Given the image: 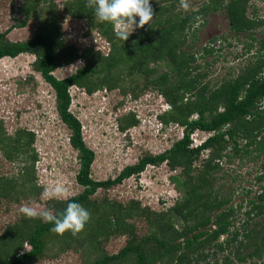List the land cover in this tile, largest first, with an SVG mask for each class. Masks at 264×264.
<instances>
[{
    "label": "trees",
    "instance_id": "16d2710c",
    "mask_svg": "<svg viewBox=\"0 0 264 264\" xmlns=\"http://www.w3.org/2000/svg\"><path fill=\"white\" fill-rule=\"evenodd\" d=\"M165 1L158 5L150 0L153 21L124 41L115 36L111 23L95 20L85 0H67L64 12L73 18H87L90 27L110 43L107 54L93 48L81 51L66 44L57 0L22 2L18 25L25 27L30 19L38 22L28 39L11 41L6 39L7 31L0 32V59L22 53L36 56L33 68L53 88L58 115L69 128L71 145L78 151L76 180L83 190L67 199L52 200L49 207L59 215L68 202L74 201L91 217L85 228L73 236L71 232L55 234L50 231L53 224L23 216L0 234V264H33L50 255L51 244L57 246L56 253L68 249L81 252L84 261L80 264H226L233 259L245 262L249 257H263L264 218L251 223L264 214V188L248 198L247 217L239 229L235 219L243 202L231 204L232 195L223 193L215 174L222 159L230 156V144L238 149V139L255 146V150H264V37L237 76L215 83L206 80L208 71L196 64L197 57L186 50V44L190 29L201 15L225 8L231 28L237 33L250 31L253 40L257 38L252 30L264 26V18L256 12L248 14L249 0H206L189 12L176 11L179 0ZM204 50L212 51L209 46ZM78 60H83V65L74 73L63 78L54 74L59 67ZM74 85L89 94L102 88H118L124 94L133 92L134 97H138L139 90L157 89L170 106L159 115L161 122L181 125L183 136L161 153L144 154L115 177L95 179L92 166L96 153L86 143L82 122L71 110L70 88ZM138 123L135 114L126 115L120 118L119 127L125 131ZM196 130L209 136L194 145L192 134ZM35 140V132L27 128L8 134L0 118V151L21 165L17 176H0V201L37 198L41 194ZM164 163L176 172L171 181L180 197L162 211L136 198L127 202L106 195L92 198L99 189L108 190L140 175L149 165ZM136 219L147 224L144 235L138 232ZM115 236H126V244L118 252L109 253L106 244ZM223 236L226 237L220 240ZM231 246L234 250L225 253Z\"/></svg>",
    "mask_w": 264,
    "mask_h": 264
},
{
    "label": "rangeland",
    "instance_id": "374dc122",
    "mask_svg": "<svg viewBox=\"0 0 264 264\" xmlns=\"http://www.w3.org/2000/svg\"><path fill=\"white\" fill-rule=\"evenodd\" d=\"M23 1L0 0V32L7 31L8 40H26L37 27L38 22L33 19H30L25 27L18 25V19L21 18L18 8ZM66 1L57 0L58 11L63 16L61 22L66 44L75 45L81 51L93 48L107 54L110 51L108 40L96 28L90 27L87 18L68 16L64 12ZM205 1L189 0V11L197 10ZM155 2L158 5L167 3L165 0ZM177 10H183L179 3ZM255 12L264 18V0H249L248 14L254 15ZM138 29L129 28V31L133 30L134 33ZM250 33H236L231 28L226 9L222 8L218 12L197 17V22L188 34L186 50L195 53L196 64L200 65L203 71H208L206 80L215 83L237 76L253 53L255 54L264 37V26L253 31L257 40H253ZM206 46L212 51L206 52ZM35 58L32 53H22L17 57L6 56L0 59V118L8 134H14L19 128L35 132L34 146L38 154L36 171L40 192L42 193L46 185L61 182L67 188L69 198L83 190L76 180L80 167L78 151L71 145L69 128L58 115L53 88L33 68ZM82 65L83 60H78L59 67L54 74L63 78L74 73ZM70 92L71 110L81 120L85 141L96 153L92 166V176L95 179L115 177L126 165L137 162L144 154L161 153L183 136L181 125H165L161 122L159 115L170 106L165 96L152 87L139 90L138 97H134L133 92L124 94L118 88H102L89 94L84 88L74 85ZM261 106H264V101ZM132 114L139 119V123L122 131L119 127L120 118ZM208 136L209 133L196 130L192 134L193 144H200ZM237 144V150L234 144H230L227 150L230 156L222 159L221 167L215 176L217 184L222 186L223 193L232 195L231 204L236 206L243 202V208L235 219V227L241 229L247 217L245 210L248 209V198H253L264 186V152L255 150V146H247L242 139H238ZM196 164L200 165V162L197 161ZM20 166L16 160H8L0 151V176H17ZM175 173L166 163L149 165L138 176L129 177L108 190L99 189L92 198L101 199L106 195L121 202L136 198L143 205L162 211L172 206L180 197L179 191L171 181V176ZM52 200L56 199L42 200L41 194L37 198H23L19 201L2 199L0 234L5 232L8 225L25 216L19 211L22 205L38 206L54 214V210L49 207ZM262 218L264 214L256 217L251 224ZM136 224L138 232L144 235L148 227L145 221L136 219ZM126 240V236L112 237L106 244L107 251L118 252L125 246ZM50 247V255L33 264H80L84 261L82 253L75 249L56 253L57 246L51 244ZM29 248L27 245L26 249ZM231 250H234L232 246L225 253ZM219 256H223V253ZM226 264H264V254L262 258L249 257L245 262L233 259V262Z\"/></svg>",
    "mask_w": 264,
    "mask_h": 264
},
{
    "label": "clouds",
    "instance_id": "9594fccd",
    "mask_svg": "<svg viewBox=\"0 0 264 264\" xmlns=\"http://www.w3.org/2000/svg\"><path fill=\"white\" fill-rule=\"evenodd\" d=\"M179 5L184 11L191 10L189 0H179ZM85 7L93 9L97 22L111 23L115 36L124 41L128 40L134 27L144 28L154 17L150 0H85ZM137 17H139L138 21ZM129 28L133 30L130 32ZM67 198L68 190L61 182L44 186L41 193L42 200ZM19 211L29 219L39 218L44 223L53 224L50 231L58 235L71 232L73 236H76L91 218L90 212L74 201L68 202L59 215L53 214L50 210L29 205H22Z\"/></svg>",
    "mask_w": 264,
    "mask_h": 264
},
{
    "label": "flooded vegetation",
    "instance_id": "af4514ba",
    "mask_svg": "<svg viewBox=\"0 0 264 264\" xmlns=\"http://www.w3.org/2000/svg\"><path fill=\"white\" fill-rule=\"evenodd\" d=\"M227 1H228V0H227ZM252 31H256V30H252ZM235 32H236V31H235ZM236 33H237V32H236ZM262 103H263V102H262ZM246 142H247V141H245V143H246ZM246 145H247V143H246ZM247 146H248V145H247ZM257 151H258V150H257ZM259 152H260V153H261V152H264V150H263V151H259ZM263 188H264V186L262 187V189H263ZM262 189H261V190H262ZM261 190H259V191H261ZM259 191H258L257 193H259ZM257 193H256V194H257ZM256 194H255V195H256Z\"/></svg>",
    "mask_w": 264,
    "mask_h": 264
}]
</instances>
